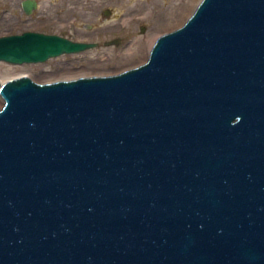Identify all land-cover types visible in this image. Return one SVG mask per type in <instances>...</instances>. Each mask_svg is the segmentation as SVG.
Masks as SVG:
<instances>
[{"label": "water", "instance_id": "1", "mask_svg": "<svg viewBox=\"0 0 264 264\" xmlns=\"http://www.w3.org/2000/svg\"><path fill=\"white\" fill-rule=\"evenodd\" d=\"M95 46L24 32L0 63ZM0 97V264H264V0H202L137 68Z\"/></svg>", "mask_w": 264, "mask_h": 264}, {"label": "rangeland", "instance_id": "2", "mask_svg": "<svg viewBox=\"0 0 264 264\" xmlns=\"http://www.w3.org/2000/svg\"><path fill=\"white\" fill-rule=\"evenodd\" d=\"M20 1L0 0V37L37 32L96 46L43 64L0 63V83L8 77L26 76L44 84L74 76L115 75L139 66L147 59L146 48L153 32L165 34L182 25L166 27L165 13L175 5L184 7L190 0H36L38 8L30 16L21 12ZM195 1L192 6L196 7L201 0ZM112 40L121 42L104 45Z\"/></svg>", "mask_w": 264, "mask_h": 264}, {"label": "bare ground", "instance_id": "3", "mask_svg": "<svg viewBox=\"0 0 264 264\" xmlns=\"http://www.w3.org/2000/svg\"><path fill=\"white\" fill-rule=\"evenodd\" d=\"M195 4L196 1L195 0H190L188 1L184 7H181V5H175L173 6L172 8H170L166 13H165V17H164V25L166 27H172L174 25H177V24H180L182 22V25L185 23V21L193 14V12L196 10V7L195 6H192V4ZM161 31H156V32H153L152 35L150 36L149 38V42H148V45H147V54L150 53V50L153 46V44L155 43L156 39L159 38V36L162 34H160ZM160 34V35H159ZM145 50V51H146ZM145 51L142 52V59L144 61V58H145ZM148 56V55H147ZM147 60V59H146ZM145 63V62H144ZM121 73V72H120ZM119 74V73H118ZM116 75V74H115ZM108 76H112L111 75H108ZM21 77H25V76H18V77H15V78H11V77H8V78H5V79H2L1 83H0V88L1 86L7 82V81H10V80H16V79H19ZM96 77V76H95ZM99 77H105V76H99ZM79 78H84L83 76H74V77H68L66 78L65 80L63 81H72V80H76V79H79ZM53 83V82H52ZM44 84H48V82H45ZM3 105V102L2 104H0V106Z\"/></svg>", "mask_w": 264, "mask_h": 264}, {"label": "flooded vegetation", "instance_id": "4", "mask_svg": "<svg viewBox=\"0 0 264 264\" xmlns=\"http://www.w3.org/2000/svg\"><path fill=\"white\" fill-rule=\"evenodd\" d=\"M19 7H20L21 12L23 13L22 8H21V1H20V4H19ZM104 15L107 16L108 15V12H105Z\"/></svg>", "mask_w": 264, "mask_h": 264}]
</instances>
